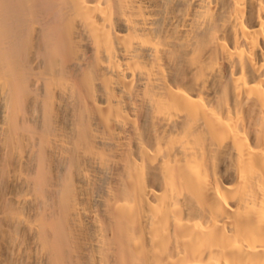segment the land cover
Returning <instances> with one entry per match:
<instances>
[{
	"label": "bare ground",
	"instance_id": "bare-ground-1",
	"mask_svg": "<svg viewBox=\"0 0 264 264\" xmlns=\"http://www.w3.org/2000/svg\"><path fill=\"white\" fill-rule=\"evenodd\" d=\"M0 264H264V0H0Z\"/></svg>",
	"mask_w": 264,
	"mask_h": 264
}]
</instances>
